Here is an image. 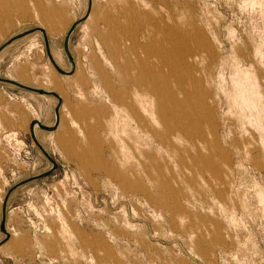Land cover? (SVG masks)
Here are the masks:
<instances>
[{"label": "rangeland", "instance_id": "1", "mask_svg": "<svg viewBox=\"0 0 264 264\" xmlns=\"http://www.w3.org/2000/svg\"><path fill=\"white\" fill-rule=\"evenodd\" d=\"M9 1L0 46L41 27L64 70L79 22L69 75L39 30L0 50V77L61 98L57 127L36 128L57 166L9 193L0 264H264V0ZM163 24L185 32L163 30L192 65L188 103L156 94L144 47ZM57 103L0 82V220L52 165L29 123L52 125Z\"/></svg>", "mask_w": 264, "mask_h": 264}, {"label": "bare ground", "instance_id": "2", "mask_svg": "<svg viewBox=\"0 0 264 264\" xmlns=\"http://www.w3.org/2000/svg\"><path fill=\"white\" fill-rule=\"evenodd\" d=\"M10 6H12V4L9 0H0V11L7 9ZM155 28H156V29H154L155 32L153 31L155 33L154 37L152 39H150L149 43L144 48H145L146 52L150 53L156 59L155 69H156V76L157 77L154 80L156 94L157 95L160 94L161 91H167L168 92V100H173V99H171V96L169 93H170L171 89L173 88L171 86L175 85V88L180 89L184 93V95H185L184 102L188 103L187 101H188L189 97H195L198 95L196 78H195V76L191 75L192 65H190L185 59H184V61H182L181 66L180 65L176 66L173 63L172 57H174L175 53H178V55H179V52H177V50H179V48L177 49V47L169 44V41L164 38L165 35L163 33L164 29L170 28L172 30L171 31L168 29L170 31V33L174 32V34H178L179 36H182V35H185V32L183 31L184 29L182 28L183 30L181 31V29L171 28L169 26H166L165 24H163L161 26L159 25ZM186 30H187V28H186ZM192 32H190V34ZM170 33L167 36L170 37ZM45 35H46V32H45ZM191 36H192V34H191ZM52 58H53V56H52ZM54 61H55V59H54ZM55 63H56V61H55ZM57 65H59V64H57ZM180 71H183V76L180 75ZM159 76H161L163 78H170V76H171L173 78L174 82H173V84L171 82H168V81H162V83H161V79H159ZM163 86H165L166 88ZM44 90L53 91L50 88H45ZM172 97L174 98L175 96L172 95ZM180 101H182V100H180ZM173 115H174V117L179 118V121H181V122H185L191 117L190 114H188L186 112H181L177 115H176V113H174ZM175 120L177 121V119H175ZM36 128H37V126L35 125V135H37L36 134ZM36 138H38V137H36Z\"/></svg>", "mask_w": 264, "mask_h": 264}, {"label": "water", "instance_id": "3", "mask_svg": "<svg viewBox=\"0 0 264 264\" xmlns=\"http://www.w3.org/2000/svg\"><path fill=\"white\" fill-rule=\"evenodd\" d=\"M91 6V2L89 0V5H88V9L90 8ZM79 22V21H78ZM78 22H74L70 28L68 29L65 37H64V40H63V48H64V51L67 55V58L70 62V65H71V68L70 70H64L62 68H60L54 61V59L52 58L51 56V53H50V50H49V45H48V41H47V36L45 35V31L43 28L41 27H35V28H31V29H27L23 32H20L12 37H10L6 42H4L1 46H0V50H2L5 46H7L8 44H10L12 41L20 38L21 36L27 34V33H30L32 31H35V30H39L42 34H43V37H44V42H45V47H46V51H47V54H48V57H49V60L50 62L52 63V65L55 67V69L61 73V74H65V75H69L73 72L74 70V62H73V57L69 51V38H70V35L73 31V29L75 28L76 24ZM0 82H5V83H8V84H13V85H16L18 87H21V88H24V89H27V90H30V91H34V92H37V93H40V94H50V95H53L55 96L57 99H58V103L57 105L55 106V109H54V113H55V120H54V123L52 125H46V124H43L41 123L39 120L37 119H33L30 121L29 123V130H30V135H31V138L33 139V141L37 144V146L41 149V151L47 156V158L51 161L52 165L51 167L42 172V173H39V174H36V175H33L31 177H28L22 181H20L18 184H16L13 188H11L8 193L6 194L4 200H3V204H2V214H1V220H0V230L5 234V238L0 242L3 243L8 237H9V233L6 231V228H5V212H6V202H7V197L9 195V193L14 189L16 188L18 185H21V184H24L26 182H29L31 180H35V179H39V178H42L48 174H50L55 168H56V163L52 160L51 156L47 153V151L42 147V145L39 143V141L37 140L36 138V135H35V125L40 128V129H43V130H48V131H52L54 130L58 123H59V107H60V104H61V98L59 97V95L54 92V91H50V90H44V89H41V88H36V87H33V86H30V85H26L24 83H21L19 81H15V80H12V79H9V78H4V77H0Z\"/></svg>", "mask_w": 264, "mask_h": 264}]
</instances>
